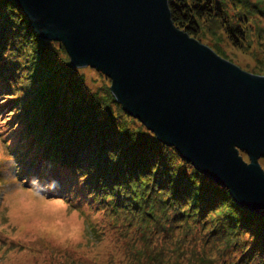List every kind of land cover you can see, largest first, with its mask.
Instances as JSON below:
<instances>
[{
    "label": "trees",
    "instance_id": "16d2710c",
    "mask_svg": "<svg viewBox=\"0 0 264 264\" xmlns=\"http://www.w3.org/2000/svg\"><path fill=\"white\" fill-rule=\"evenodd\" d=\"M228 3L167 0L179 30L197 37L200 20H219L237 45L246 16ZM85 77L60 41L38 35L17 1L0 0V113L9 112L2 123L14 131L7 146L21 174L59 181L57 194L77 208L128 213L156 232L184 227L191 242L183 264H264V216L240 206L226 187L137 123L107 85L93 90ZM207 244L218 250L216 259L194 251ZM135 256L137 263L162 264ZM173 264H182L179 257Z\"/></svg>",
    "mask_w": 264,
    "mask_h": 264
},
{
    "label": "water",
    "instance_id": "95a60500",
    "mask_svg": "<svg viewBox=\"0 0 264 264\" xmlns=\"http://www.w3.org/2000/svg\"><path fill=\"white\" fill-rule=\"evenodd\" d=\"M16 1L72 64L111 78L127 114L264 216V76L179 30L167 0Z\"/></svg>",
    "mask_w": 264,
    "mask_h": 264
},
{
    "label": "clouds",
    "instance_id": "9594fccd",
    "mask_svg": "<svg viewBox=\"0 0 264 264\" xmlns=\"http://www.w3.org/2000/svg\"><path fill=\"white\" fill-rule=\"evenodd\" d=\"M17 167L0 148V264H135L134 248L57 194L59 181Z\"/></svg>",
    "mask_w": 264,
    "mask_h": 264
},
{
    "label": "rangeland",
    "instance_id": "374dc122",
    "mask_svg": "<svg viewBox=\"0 0 264 264\" xmlns=\"http://www.w3.org/2000/svg\"><path fill=\"white\" fill-rule=\"evenodd\" d=\"M229 1L232 3L226 4L228 6V10H231L232 7V10L240 9L245 13V24H241V28H244L243 39L241 38L237 45L234 44L228 33L225 31L221 21L206 18L199 21V33L197 37L193 38L198 40L201 44L209 47L224 60H227L228 62L239 67L241 70L254 75L264 76V13H259V10H264V0ZM229 12L230 11H228V14ZM25 16L29 20L27 14H25ZM223 24L225 25V23ZM50 40L58 41L56 39ZM60 42L63 44L62 41ZM65 49L67 51L66 47ZM67 56L68 59L71 60L68 51ZM72 65L84 73L86 76L85 83L89 88L95 90L101 86L107 85L111 90V78L108 75L101 71L99 72V70L93 68L90 65ZM8 113L9 112L7 110L0 113V148L6 150L9 156L14 158L16 163V158L12 155V151L9 152V146H7V142L9 140L6 139L7 137H13L14 131L10 129L11 127H6L7 123H2L5 119V115ZM138 122L140 123L141 121L137 119V123ZM22 138V135L17 137L19 141ZM194 168L200 172L196 166H194ZM16 171L19 177L23 178L25 176L21 174L18 168ZM217 184L220 185L219 183ZM229 194L231 195L230 191ZM231 197L235 201L232 195ZM80 209L84 215L92 217L97 222V224L102 223L105 231L112 235L118 236L125 247L134 248L135 251L133 253V260L136 259L137 256L135 255L137 254L145 255L150 258L155 257L157 261L162 264H173L176 260V257H179L181 263L183 264L184 260L186 259L185 256H189L190 254L189 243L191 241L189 242L183 238V230L185 229L184 227L168 228L166 233H164V231L156 232L155 225H147L139 220L138 217H131L128 213H120L118 214L119 216L108 217V214H106L103 209H99L97 207L92 208L89 206V204H82ZM209 247H211L209 244H207L204 248L199 245L194 248V251L198 255H203L206 260H214L217 258L218 250L216 247H213L212 249ZM140 262L146 264L143 259H141V261L138 263L135 261V264H140ZM155 263V261H152L151 264ZM208 263L209 262L206 264Z\"/></svg>",
    "mask_w": 264,
    "mask_h": 264
},
{
    "label": "bare ground",
    "instance_id": "6f19581e",
    "mask_svg": "<svg viewBox=\"0 0 264 264\" xmlns=\"http://www.w3.org/2000/svg\"><path fill=\"white\" fill-rule=\"evenodd\" d=\"M45 38H48V37H46V36H44ZM251 211V210H250ZM253 212H255V211H253Z\"/></svg>",
    "mask_w": 264,
    "mask_h": 264
}]
</instances>
